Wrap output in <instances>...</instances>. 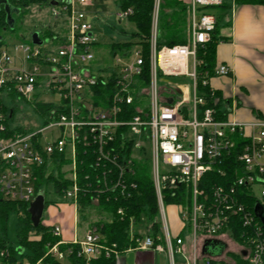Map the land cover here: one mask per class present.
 Wrapping results in <instances>:
<instances>
[{"label": "built area", "instance_id": "built-area-1", "mask_svg": "<svg viewBox=\"0 0 264 264\" xmlns=\"http://www.w3.org/2000/svg\"><path fill=\"white\" fill-rule=\"evenodd\" d=\"M182 1L188 16L186 43L159 47L161 0H154L146 86L140 46L129 56L116 55L112 64L98 68V57L93 51L98 41L92 23L76 7H88L90 0L50 5V13L58 24L53 30L58 32L47 37L39 34L41 44L18 42L0 47V95H20L34 106L37 102L54 105L45 117L47 124L43 129L19 133L8 125L7 113L2 111L4 101L1 102L0 197L30 204L42 193L36 188L38 168L45 164L51 168L53 157L63 156L67 164L62 170L70 181L64 199L78 213L80 141L95 148L98 162H108L118 170L114 188L129 197L137 185L126 174L133 173V160H144L141 153L149 150L163 234L153 237L147 227L149 233L139 235L131 230L132 222L129 232L135 245L130 250L167 251L172 264L175 255L184 257V264H264V226L254 211L257 203L264 209V122L246 125L219 120L216 110L207 106L199 92L200 81L209 87L211 78L231 74L227 65L218 64L210 75L203 69L204 60L199 58V52L205 53L212 42L217 23L208 9L221 6L224 0ZM132 14L130 7L120 9L117 18L128 21ZM62 26L67 31L65 36L59 30ZM100 82L103 87L112 83L113 90L97 105L94 88ZM209 89L214 97L215 92ZM45 94L58 96V101L41 100ZM9 130L13 134L4 136ZM117 138L123 140L122 149L124 143L131 144L133 153L129 158L115 153L112 144ZM239 139L244 143L236 154L239 167L231 183L215 185L209 193L199 188L207 173L225 177V156L236 150ZM179 186L186 189V202L175 205L182 232L173 245L163 192ZM118 214L123 215L124 211L120 209ZM236 226L244 229L242 243L231 236ZM47 227L60 241L48 249L45 257L67 260L72 248L62 252L59 245L78 246L77 256L87 261L102 255L117 258L122 253L115 244H104L94 229H88L81 239L75 237L66 242L59 225ZM221 237L233 242L236 251L203 256L201 245ZM186 239L191 244L190 251L185 247ZM5 254L8 253H1ZM43 259L36 264H47Z\"/></svg>", "mask_w": 264, "mask_h": 264}, {"label": "trees", "instance_id": "trees-1", "mask_svg": "<svg viewBox=\"0 0 264 264\" xmlns=\"http://www.w3.org/2000/svg\"><path fill=\"white\" fill-rule=\"evenodd\" d=\"M53 0H0V47L4 45L6 33H11L14 28H11L7 21L6 6L12 11V17L15 13L28 12L33 5L50 6ZM119 8L124 10L127 8L133 9V14L128 21L133 23L136 28L135 36L137 41H125L110 44V54L112 57L116 55L129 56L136 46L142 49L143 58L145 60L144 73L142 79L144 86L149 83V67H150V35L151 22L154 0H118ZM230 5L223 3L221 6L209 8L208 10L216 17V27L212 34V42L208 45L205 53L199 52V58L204 60V67L213 75L216 63V51L220 42L226 39L220 36V30L230 24ZM187 7L180 0H161L158 21V46L163 45H180L186 43V35L180 34L181 24L185 22ZM43 34V33H42ZM52 32H46L43 36H52ZM113 90L112 83L107 87H103L102 82L94 88L95 101L99 105L106 100L107 94H111ZM199 92L206 99L207 106L216 110V116L219 120L226 119V112H222L220 107L222 101L218 94L213 97L207 85L199 83ZM109 96V95H108ZM217 99V102H215ZM3 102V97L0 95V107ZM54 107L51 103L37 102L35 103L36 110L43 116L49 113ZM2 111H6L9 119L13 117V111L8 112L7 108L2 105ZM122 119V118H121ZM124 119V118H123ZM47 124V121H46ZM19 133H27L28 129L18 127L15 129ZM14 131L9 130L4 136H10ZM123 140L117 138L112 144L115 148V153L122 158H129L133 153L130 143H124ZM244 142L238 140L236 150L225 156L224 169L226 170L225 177L220 176L216 172H210L204 175L199 182V188L207 193L211 191L215 185L229 184L235 178L239 164L236 161V154L241 150V145ZM78 148V183L80 187L78 197V214L80 219L92 225L100 234L102 242L107 245L115 244L121 252L128 250L135 243L130 237L131 223H140L145 220L150 227V234L153 237L163 234L162 223L160 219L159 205L154 188V183L151 177V163L149 156L144 160H133L131 169L133 173L127 172L126 177L131 182L136 183L137 188L130 191L129 197L123 196L120 189L114 188L118 170L108 162H98V156L94 147L86 145L80 141ZM120 162H124L121 161ZM53 167L49 172L48 165H43L37 170L36 188L42 192V188L48 184H52L55 193L59 198L64 199V193L70 185L63 173L62 169L67 164L63 156L53 157ZM54 170L57 171L55 175ZM49 172V173H47ZM43 193V192H42ZM186 189L179 186L173 189H166L163 192V201L165 206L180 205L186 202ZM44 194V193H43ZM45 195V194H44ZM189 200V198H188ZM246 203L252 204L253 201L246 199ZM48 202L46 201V206ZM29 204L19 201H8L0 197V264H36L43 259L47 264H116L114 255L106 257L104 255L87 261L79 258L77 252L78 246L59 245V250L67 252L68 248H72V253L68 255L67 261H59L52 256L45 257L48 249L60 241V237L54 236L51 228L45 226L42 222L38 227H35L28 213ZM122 209L123 215L118 214ZM96 213L100 219L97 222H91V216ZM11 215L17 217L16 240L12 243L8 236V221ZM39 236L37 239H30L31 234ZM244 229L236 226L231 234L233 240L237 243L243 242ZM2 252L8 254L1 255Z\"/></svg>", "mask_w": 264, "mask_h": 264}, {"label": "crops", "instance_id": "crops-1", "mask_svg": "<svg viewBox=\"0 0 264 264\" xmlns=\"http://www.w3.org/2000/svg\"><path fill=\"white\" fill-rule=\"evenodd\" d=\"M224 2L231 7L230 24L220 30V36L226 41L217 46L216 63L227 65L231 74L211 78L209 87L222 101L220 110L226 112L227 120L246 125L264 122V0ZM169 207L172 212L170 217L167 215L169 235L175 245L176 237L182 232L181 219L178 207ZM76 214L78 213L75 211ZM74 221L72 230L63 225L62 237L66 242L73 241L75 237L81 239L76 232V220ZM86 225L87 230L92 227L88 223ZM217 241L225 245L220 254L213 255L211 251H204L205 241L201 245L202 255L222 256L227 251L237 249L227 238L221 237ZM185 247L188 251L191 250L188 239L185 240ZM63 262L69 263L67 260ZM116 264H172V261L167 251L129 249L116 258Z\"/></svg>", "mask_w": 264, "mask_h": 264}, {"label": "rangeland", "instance_id": "rangeland-1", "mask_svg": "<svg viewBox=\"0 0 264 264\" xmlns=\"http://www.w3.org/2000/svg\"><path fill=\"white\" fill-rule=\"evenodd\" d=\"M57 3L67 2L70 0H55ZM91 4L88 7H81L76 5L77 10L85 12L89 16L92 23V32L95 34L98 43L95 44L93 51L98 57V68L101 69L104 65L113 63L112 55L110 54V44L137 41L135 36L136 28L133 23L127 20H120L117 18V13L120 11L118 0H90ZM14 30L11 33H6L4 44H13L18 42L32 43V35L39 33L41 36L46 32H58L53 30L58 28L57 21L50 13V6L47 5H33L28 12H18L13 14ZM185 22L181 24L180 34H187L188 16L186 14ZM62 28V29H61ZM59 28L60 32L65 36L67 31L65 27ZM43 33V34H42ZM43 101H58V96L43 95ZM4 105L8 112L13 111V117L9 119V123L13 128H24L29 130H41L46 126V118L43 117L35 108L34 104L20 95H4ZM59 134V130L55 132V137ZM148 148V146H147ZM144 159L149 156V150L146 154H142ZM49 168V172H51ZM63 173H66L62 170ZM47 172V173H49ZM55 175L57 171L54 170ZM258 189V187H257ZM42 192L45 194L48 205L45 207L42 222L47 226L59 225L63 230V225L69 226L72 230L73 223L76 220V232L82 236L87 232V223L80 219L79 214L75 215V211L70 202L61 199L55 193L53 185L50 183L43 187ZM167 215H172L170 207L166 206ZM179 212V210L177 211ZM91 222H97L100 217L94 213ZM161 219V218H160ZM1 226V224H0ZM92 226V225H90ZM148 223L143 220L140 223H133L131 230L135 233L146 236L148 232ZM17 217L11 215L8 221V236L12 243L16 240ZM39 236L31 234L30 239H37ZM170 261V260H169ZM171 263V262H170ZM175 264H184L185 259L180 255L175 256Z\"/></svg>", "mask_w": 264, "mask_h": 264}, {"label": "water", "instance_id": "water-1", "mask_svg": "<svg viewBox=\"0 0 264 264\" xmlns=\"http://www.w3.org/2000/svg\"><path fill=\"white\" fill-rule=\"evenodd\" d=\"M57 2L53 0L51 5H55ZM7 11V21L11 28H14V20L12 17V11L8 6L5 7ZM32 42L34 44H41V39L39 33H34L32 35ZM46 207V198L43 193H39L33 201L29 204L28 213L30 214L31 221L35 227H38L42 222V217ZM255 215L261 220L264 226V209L260 204H256L254 207ZM225 248V245L217 240H207L205 242L204 251H211L213 255H218Z\"/></svg>", "mask_w": 264, "mask_h": 264}]
</instances>
